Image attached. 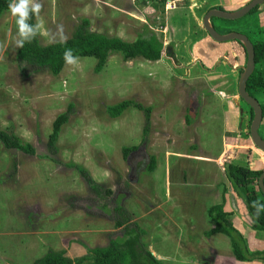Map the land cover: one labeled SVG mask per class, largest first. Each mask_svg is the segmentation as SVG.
<instances>
[{"label": "rangeland", "instance_id": "374dc122", "mask_svg": "<svg viewBox=\"0 0 264 264\" xmlns=\"http://www.w3.org/2000/svg\"><path fill=\"white\" fill-rule=\"evenodd\" d=\"M40 2L43 7L35 24L39 19L42 44H49L58 24L69 38L87 18L91 31L130 42L155 34L164 50L158 61L125 59L112 52L100 71L97 59L85 56L57 75L34 73L17 59L15 17L9 10L2 13L0 129L33 144L35 153L6 148L0 141V264H33L50 248L65 249L74 258L86 254V247L107 245L110 237L122 234L111 212L114 197L146 230L143 241L162 264H249L235 258L226 234H208L214 227L209 207L232 194L229 222L250 240L251 234L264 236V231L252 228L247 207L220 163L231 152H245L251 140H243L235 125L222 130L217 110L212 113L211 85L202 73L186 74L183 65L210 3ZM253 13L213 21L253 39L260 31L258 20L251 26L254 33L246 29ZM125 99L152 107L145 142L143 111L130 107L118 117L108 112L109 106ZM62 113L68 119L59 133L58 152L52 154L49 134ZM236 113L239 116L240 111ZM134 145L138 149L124 158L123 149ZM151 155L156 158L153 171L148 169ZM72 162L111 188V197L102 201L91 195L81 174L69 166ZM70 195L77 196L74 205Z\"/></svg>", "mask_w": 264, "mask_h": 264}, {"label": "trees", "instance_id": "16d2710c", "mask_svg": "<svg viewBox=\"0 0 264 264\" xmlns=\"http://www.w3.org/2000/svg\"><path fill=\"white\" fill-rule=\"evenodd\" d=\"M163 2L168 0H161ZM11 0H0V16L4 11L9 10L8 5ZM259 6L254 8L253 13ZM220 9H222L220 7ZM36 16L32 15L28 21L35 24ZM16 23V17H15ZM89 20L83 18L74 29L72 35L67 38L66 43L54 42L42 44L39 34L30 43L26 42L22 48H17V59L27 64L34 73L49 71L55 75L59 74L66 66L63 59L65 49H72L76 57H94L97 59L96 70L104 68L109 55L112 52H120L125 59L143 57L150 61L161 59L164 48L163 42L155 35L149 37H139L134 41H126L120 37L109 36L103 33H97L89 29ZM17 27V25H16ZM258 37L253 39L255 48L256 68L247 82L248 92L257 98L259 92H264V70L260 68L264 63V29H259ZM234 31V30H229ZM243 71V70H242ZM243 100V99H242ZM133 107L144 112L145 126L143 142L149 131L151 123V106H144L142 103L125 99L108 107V112L112 117L120 116L126 109ZM250 124L253 117L251 107ZM264 111V105L262 104ZM67 113L60 114L53 123L52 132L49 134L48 149L52 154L58 152V137L62 125L67 121ZM0 141L6 148L18 149L27 154H34L33 144L24 141L21 137L14 134L9 129H0ZM139 146L134 145L123 149L124 158H127L131 151H135ZM262 152L256 146L249 150L246 155L232 154L221 159V167L230 182L232 189L242 197L248 214L252 221V228L264 231V211L257 217L252 208V202L259 200L264 203V193L259 186V178L264 169L253 167V159ZM70 167L76 169L87 183L89 193L97 200H108L113 194V190L105 184L97 182L90 174L87 168L77 163H69ZM156 166V158L150 156L148 169L153 171ZM77 196L70 195L69 202L74 205L72 200ZM114 206L111 209L114 224L121 229L122 234L116 237H110L109 243L105 246L86 247V254L79 257H70L65 249H48L40 257H37L33 264H162L149 246L143 241L146 230L142 228L134 219L133 214L119 201L113 198ZM208 214L213 221L214 227L208 231L209 235L214 233H224L230 239L232 253L236 259L241 261L264 260V250L252 251L249 249L246 238L241 231L228 220L230 212L225 209V196L222 203L214 204L209 207Z\"/></svg>", "mask_w": 264, "mask_h": 264}, {"label": "crops", "instance_id": "0c3cea01", "mask_svg": "<svg viewBox=\"0 0 264 264\" xmlns=\"http://www.w3.org/2000/svg\"><path fill=\"white\" fill-rule=\"evenodd\" d=\"M249 1L250 0H203V4L201 5H204L207 2L210 3V6H208L205 12H207L210 8L215 7H221L222 9L224 8V10L233 11L241 8ZM190 10L193 13L194 10L192 9L191 5ZM256 20L260 21V25L258 27L264 29V3L262 6L259 5V7L251 15V20L246 25V29H249V32L254 33L251 29V26ZM214 24L216 28L223 33L230 32L229 30L244 33L243 31L236 28L226 27V25L220 26L216 25V23ZM200 27L202 31H199V28L196 27L198 30L194 40L192 39L190 42L189 53L184 55L183 65L186 67V74L202 73L201 75L205 76L208 81L207 84L211 85L209 91L210 95L213 97V105H215V109L212 111V113L214 114V111L217 110V113L215 114H217V119H220V127L225 131L229 130V127L235 125V128H238V131L240 132L239 136H242L243 140L246 141L247 138H250L251 112L249 108L250 106L244 100H242L238 93L240 74L247 62V53L245 47L238 40L218 42L208 34V32L203 28L202 24ZM246 35L248 36V34ZM262 35L264 36V32ZM260 68L264 70V63L261 64ZM257 99L261 105H264V92H259L257 94ZM237 110L240 111L239 116L238 113H236ZM237 117H239L240 122L237 121ZM259 131L264 138V117ZM225 134L228 135L227 132H225ZM222 142L224 143L223 140ZM253 149L254 145L252 143V145L249 146L245 152H231L227 156H231L234 153L239 156L246 155L248 154L249 150ZM253 167L256 169H264V153L259 152L257 157L253 159ZM229 198H232V194L225 196L226 210H228L229 202L231 203ZM237 228L241 231L244 237L248 239V236H246L247 234L242 232L239 226ZM251 235V240L248 239L249 249L252 251L264 250L262 247L264 244V236L258 237L256 233ZM78 247H80V245H74L73 248L77 249ZM245 262H248L249 264H264V260Z\"/></svg>", "mask_w": 264, "mask_h": 264}, {"label": "water", "instance_id": "95a60500", "mask_svg": "<svg viewBox=\"0 0 264 264\" xmlns=\"http://www.w3.org/2000/svg\"><path fill=\"white\" fill-rule=\"evenodd\" d=\"M264 3V0H250L241 8L233 11H228L220 8H210L203 16L202 22L208 34L218 42H225L231 40H238L244 47L247 53V62L240 74L238 82V93L240 97L252 108L253 117L250 124V138L254 146L264 152V138L260 134V126L264 117V111L259 100L252 96L247 90V82L256 68L255 62V48L251 39L244 33L238 31L220 32L214 22L213 18L223 20L240 19ZM259 186L264 193V172L259 178Z\"/></svg>", "mask_w": 264, "mask_h": 264}, {"label": "clouds", "instance_id": "9594fccd", "mask_svg": "<svg viewBox=\"0 0 264 264\" xmlns=\"http://www.w3.org/2000/svg\"><path fill=\"white\" fill-rule=\"evenodd\" d=\"M43 4L40 0H11L8 8L13 17H16L17 38L15 44L18 48H22L26 42L30 43L40 33L41 23L39 19L36 24H30L28 21L32 15L39 18ZM67 37L64 33V26L57 25L55 33L50 34L49 43L60 42L66 43ZM63 59L68 66H75L78 64L79 58L73 55L72 49H65ZM252 208L255 210V215L259 217L260 213L264 211V203L259 200L252 202Z\"/></svg>", "mask_w": 264, "mask_h": 264}, {"label": "flooded vegetation", "instance_id": "af4514ba", "mask_svg": "<svg viewBox=\"0 0 264 264\" xmlns=\"http://www.w3.org/2000/svg\"><path fill=\"white\" fill-rule=\"evenodd\" d=\"M224 9V8H223Z\"/></svg>", "mask_w": 264, "mask_h": 264}]
</instances>
